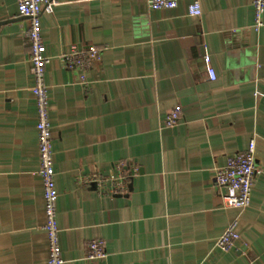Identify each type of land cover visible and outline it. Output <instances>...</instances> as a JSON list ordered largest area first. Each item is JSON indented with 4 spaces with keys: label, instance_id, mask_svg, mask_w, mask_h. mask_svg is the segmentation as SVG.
I'll use <instances>...</instances> for the list:
<instances>
[{
    "label": "crops",
    "instance_id": "crops-1",
    "mask_svg": "<svg viewBox=\"0 0 264 264\" xmlns=\"http://www.w3.org/2000/svg\"><path fill=\"white\" fill-rule=\"evenodd\" d=\"M59 0L41 14L50 94L58 221L65 264H264V14L253 0ZM29 21L0 0V264H47L43 181ZM103 49L86 73L62 55ZM213 69L216 79H211ZM181 108V120L163 126ZM255 141L262 170L247 208L228 206L214 169ZM139 167L126 194L80 177ZM237 221L240 241L216 245ZM104 241L108 256L87 259Z\"/></svg>",
    "mask_w": 264,
    "mask_h": 264
},
{
    "label": "built area",
    "instance_id": "built-area-1",
    "mask_svg": "<svg viewBox=\"0 0 264 264\" xmlns=\"http://www.w3.org/2000/svg\"><path fill=\"white\" fill-rule=\"evenodd\" d=\"M92 1V0H87ZM179 0H148L152 10L173 9L178 6ZM18 12L29 21L27 31L31 47V72L34 79L32 91L37 106V130L40 153L39 175L43 181L44 230L47 233L49 257L47 264H65V258L60 240V225L58 221V192L56 188V171L54 167V142L50 119V94L46 83V67L50 57L45 54L42 36L41 14L47 4H57L59 0H16ZM254 26L259 29L263 25L264 0H253ZM202 7L199 0H194L189 6V15L200 16ZM103 49L91 45L80 47L73 45L71 50L62 55V60L69 70H76L80 77L78 83H86V73L94 63L102 60ZM211 79H216L213 69H209ZM264 103V95H262ZM181 120V108L171 109L164 117L163 126L172 128ZM255 141L251 140L245 149L226 157L224 166L216 167L214 181L217 187L226 189L223 199L228 206L247 208L251 205L253 184L261 169L255 162ZM115 174L106 175L95 172L86 177H80L82 185H95L103 194H126L129 191V181L139 174V167H126L125 163L114 165ZM241 235L237 231V221H233L217 240V247L222 251H230L240 241ZM108 256L104 241L93 239L87 244V259L99 260Z\"/></svg>",
    "mask_w": 264,
    "mask_h": 264
}]
</instances>
